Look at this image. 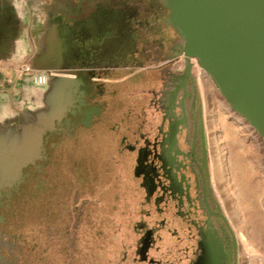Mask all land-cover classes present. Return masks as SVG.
<instances>
[{
	"label": "flooded vegetation",
	"instance_id": "obj_1",
	"mask_svg": "<svg viewBox=\"0 0 264 264\" xmlns=\"http://www.w3.org/2000/svg\"><path fill=\"white\" fill-rule=\"evenodd\" d=\"M94 10L88 17L73 16L63 36L65 101L58 106L63 115L43 119L42 142H32L31 134L26 142H0V264H36L21 246V232L29 217L35 230L34 217L56 194L58 178L65 189L86 184L84 172L69 178L60 167L69 163L79 138L94 142L97 130L108 126L111 117L99 112L105 96L112 113L128 105L112 126L117 139L107 142L121 164L128 211L122 249L110 264H239L229 198L217 174L221 146L212 137L213 116L223 114L244 139L230 145H246L248 154L260 135L197 59L188 60L160 0H117ZM122 72L123 81L100 79ZM231 165L227 160V168ZM259 167L264 171V162ZM86 204H75L77 219ZM50 211L40 215L51 222L58 209ZM59 252L50 264H84Z\"/></svg>",
	"mask_w": 264,
	"mask_h": 264
},
{
	"label": "rangeland",
	"instance_id": "obj_2",
	"mask_svg": "<svg viewBox=\"0 0 264 264\" xmlns=\"http://www.w3.org/2000/svg\"><path fill=\"white\" fill-rule=\"evenodd\" d=\"M196 65H199L198 61H196ZM233 135H235L234 142H244L240 135L235 132ZM259 139L262 141L260 147L256 145L249 154L246 145L244 148H238L232 144L230 148L238 150L243 155V165H246L250 170L249 176L246 178V192L264 230V216L261 213V207L259 209L261 206L259 201L264 196V171L259 167L260 164L262 167V162H264V142L261 137ZM95 141L90 142V138L86 135L79 138L78 142L81 144L73 152L69 163L65 167H60L65 173L64 176L69 178L74 177V173L78 171L84 172L86 184L83 187L72 184L69 189H65L62 179L58 178L55 182L56 194L46 202L48 204L45 203V206L40 207L41 210L34 217L37 220L34 231L31 230L29 224L31 222L29 219L32 217L27 218L28 227L21 232V246L26 252L35 256L36 264H50V258L57 261L55 257L61 254L59 252L61 250L68 252L70 262L72 260L76 263L82 258L84 264H110V259L122 249V234L126 228L124 219L128 213L124 209L126 193L121 182L122 168L112 145L107 142ZM220 149L222 148L220 147ZM222 154L223 151H220V157ZM221 164L222 162L219 163L217 174L223 185L222 190L229 198V209L231 210L232 201L235 197L238 199L239 194L236 195L237 186H234L231 180L228 181L223 176L226 171L220 167ZM232 167L233 165L228 168L229 173ZM229 177L231 176L229 175ZM83 202L87 204L77 219L73 212L74 206ZM53 208L58 211L52 217L51 222L48 221V218L51 219L50 217L41 216L51 214L50 210ZM63 214H67V216L62 217ZM233 228L238 238V232L234 225ZM239 244L240 264L241 261H246L247 256L243 255L244 257L241 259L240 241ZM259 264H264V262L261 261Z\"/></svg>",
	"mask_w": 264,
	"mask_h": 264
},
{
	"label": "crops",
	"instance_id": "obj_3",
	"mask_svg": "<svg viewBox=\"0 0 264 264\" xmlns=\"http://www.w3.org/2000/svg\"><path fill=\"white\" fill-rule=\"evenodd\" d=\"M116 1L0 0V142H26L30 134L32 142H37L43 119L63 115L58 109L65 101L61 45L64 34L72 29L69 20L75 15L88 17L94 9ZM126 76L122 72L100 79L116 83ZM122 93L124 99L125 88ZM102 101L99 112L111 118L108 126L97 130L95 139L108 142L117 139L112 126L127 113L128 105L115 114L110 97Z\"/></svg>",
	"mask_w": 264,
	"mask_h": 264
},
{
	"label": "water",
	"instance_id": "obj_4",
	"mask_svg": "<svg viewBox=\"0 0 264 264\" xmlns=\"http://www.w3.org/2000/svg\"><path fill=\"white\" fill-rule=\"evenodd\" d=\"M160 1L169 10L166 24L178 32L181 50L198 58L264 142V0ZM20 155L23 159L26 151Z\"/></svg>",
	"mask_w": 264,
	"mask_h": 264
},
{
	"label": "bare ground",
	"instance_id": "obj_5",
	"mask_svg": "<svg viewBox=\"0 0 264 264\" xmlns=\"http://www.w3.org/2000/svg\"><path fill=\"white\" fill-rule=\"evenodd\" d=\"M188 58L189 61L192 60L194 62V60L197 59L199 62L196 57L195 59L191 56ZM217 113L218 112H216L213 116V132L215 136L212 137H215V139L220 143L222 148L221 152L223 151V154L220 157L222 169L226 171L223 176L226 177L228 181L231 180L234 186H237L238 192L236 195L239 194L238 199L236 197L233 199V207L228 214L238 232V238L241 243V259H243V255L247 256L246 261H241L240 264H259L261 261L264 262V230L262 229L259 217L256 215L255 209L250 203L246 192V178L249 176L250 170L246 165H243V155L238 150L231 149L229 146L235 137L231 128L232 125L227 124L224 121L225 118H223V114ZM253 138L256 140L258 139L256 143L257 146L261 145L262 141L258 138V136H254ZM228 149H231V151L227 156ZM227 160H233V167L231 168L230 173L227 168ZM229 175L231 177H229ZM259 203L261 204L259 209L261 207V213H263L264 216V196Z\"/></svg>",
	"mask_w": 264,
	"mask_h": 264
}]
</instances>
